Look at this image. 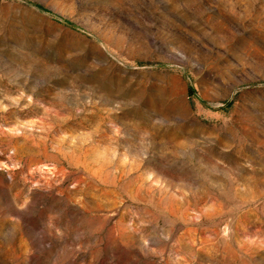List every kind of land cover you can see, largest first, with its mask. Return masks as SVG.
Segmentation results:
<instances>
[{
    "label": "rangeland",
    "instance_id": "374dc122",
    "mask_svg": "<svg viewBox=\"0 0 264 264\" xmlns=\"http://www.w3.org/2000/svg\"><path fill=\"white\" fill-rule=\"evenodd\" d=\"M0 264H264V0H0Z\"/></svg>",
    "mask_w": 264,
    "mask_h": 264
}]
</instances>
